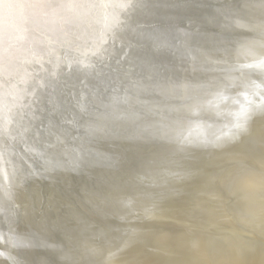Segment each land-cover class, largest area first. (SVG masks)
I'll return each mask as SVG.
<instances>
[{"label":"bare ground","instance_id":"6f19581e","mask_svg":"<svg viewBox=\"0 0 264 264\" xmlns=\"http://www.w3.org/2000/svg\"><path fill=\"white\" fill-rule=\"evenodd\" d=\"M195 152L199 173L168 183ZM0 225L10 264H264V0L17 11Z\"/></svg>","mask_w":264,"mask_h":264},{"label":"rangeland","instance_id":"374dc122","mask_svg":"<svg viewBox=\"0 0 264 264\" xmlns=\"http://www.w3.org/2000/svg\"><path fill=\"white\" fill-rule=\"evenodd\" d=\"M197 155L198 154H196V152H195V155L191 156L189 160H186L185 162H183L180 165L178 164V167H177V170H176V175H174V173H173L172 176H168L167 182L171 183L174 180L176 182V178L178 177V175L185 177L186 176L185 174H187V172H190V171L193 172L194 175H196L195 173H197L199 171V167H196L195 165L191 164L192 163L191 161L196 159ZM176 165H177V163H176ZM162 173H164V172H162ZM180 176H179V178H180ZM174 177H175V179H173ZM0 228H1V225H0ZM0 231H1V229H0ZM97 236H100V235H97V234L95 235L94 234L93 237H92V242L90 243V246L93 247V248H94L93 245H98V241L101 240V237H97ZM1 240L2 241L5 240L4 236L2 235V232H0V241ZM90 246H89V248H90ZM37 256H38V259L36 261L37 264H41V263H43V264H63V263H61V261L59 262V261H57L54 258H49L48 257L46 259L45 256L42 257L39 254ZM0 260H1L2 264H10V262H11L10 261L11 260L10 256L8 254H5L4 250H2L1 247H0Z\"/></svg>","mask_w":264,"mask_h":264},{"label":"snow or ice","instance_id":"6c2138e0","mask_svg":"<svg viewBox=\"0 0 264 264\" xmlns=\"http://www.w3.org/2000/svg\"><path fill=\"white\" fill-rule=\"evenodd\" d=\"M37 2L38 0H0V9L4 6H8L14 10L7 14L0 10V35H2L5 29L11 24L17 11L22 12L24 9L33 6Z\"/></svg>","mask_w":264,"mask_h":264},{"label":"water","instance_id":"95a60500","mask_svg":"<svg viewBox=\"0 0 264 264\" xmlns=\"http://www.w3.org/2000/svg\"><path fill=\"white\" fill-rule=\"evenodd\" d=\"M196 160L198 161V160H199V158H196Z\"/></svg>","mask_w":264,"mask_h":264}]
</instances>
